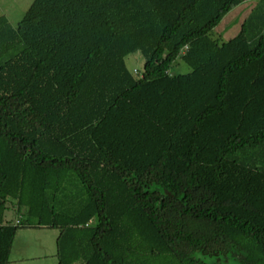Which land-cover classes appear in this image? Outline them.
Returning a JSON list of instances; mask_svg holds the SVG:
<instances>
[{
    "label": "trees",
    "instance_id": "obj_1",
    "mask_svg": "<svg viewBox=\"0 0 264 264\" xmlns=\"http://www.w3.org/2000/svg\"><path fill=\"white\" fill-rule=\"evenodd\" d=\"M253 1L0 17V264L20 229L57 230V264H264V0L212 37Z\"/></svg>",
    "mask_w": 264,
    "mask_h": 264
},
{
    "label": "rangeland",
    "instance_id": "obj_2",
    "mask_svg": "<svg viewBox=\"0 0 264 264\" xmlns=\"http://www.w3.org/2000/svg\"><path fill=\"white\" fill-rule=\"evenodd\" d=\"M33 0H0V17H5L11 27H16ZM258 2H245L231 10L214 29L212 37L219 42H226L238 33L242 18ZM126 68L130 73L142 71L143 59L139 53L125 58ZM171 74H185L189 69L181 62H176L169 71ZM7 219L15 222L13 211L6 214ZM58 231L54 229H20L17 231L10 251L9 264H57L56 239ZM206 263L215 259H203ZM218 264H235L231 260Z\"/></svg>",
    "mask_w": 264,
    "mask_h": 264
},
{
    "label": "built area",
    "instance_id": "obj_3",
    "mask_svg": "<svg viewBox=\"0 0 264 264\" xmlns=\"http://www.w3.org/2000/svg\"><path fill=\"white\" fill-rule=\"evenodd\" d=\"M249 1H252V0H249Z\"/></svg>",
    "mask_w": 264,
    "mask_h": 264
}]
</instances>
